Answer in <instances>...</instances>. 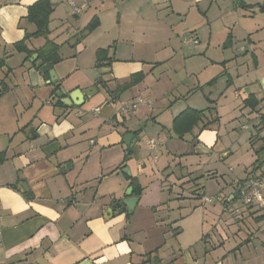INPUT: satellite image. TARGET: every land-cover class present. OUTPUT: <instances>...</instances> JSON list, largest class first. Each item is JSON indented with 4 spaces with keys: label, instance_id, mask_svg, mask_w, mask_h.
I'll use <instances>...</instances> for the list:
<instances>
[{
    "label": "crops",
    "instance_id": "1",
    "mask_svg": "<svg viewBox=\"0 0 264 264\" xmlns=\"http://www.w3.org/2000/svg\"><path fill=\"white\" fill-rule=\"evenodd\" d=\"M37 1L0 0V264H142L148 253L145 264H264V210L237 199L243 182L264 179L251 173L253 155L246 175L217 189H208L224 176L216 170L205 171L204 185L196 181L197 160L221 141L222 113L242 94L264 109V0H113L79 16L68 0H48V37L25 46L60 45L55 82L34 54L13 48L34 32L26 16ZM190 33L197 45L181 43ZM98 50L108 51V65L96 67ZM139 73V83L109 94ZM92 87L81 105L62 102ZM132 103L135 110L118 114ZM187 109H210L209 124L179 139L172 123ZM128 134L133 147L123 143ZM128 188L134 210L106 217Z\"/></svg>",
    "mask_w": 264,
    "mask_h": 264
},
{
    "label": "rangeland",
    "instance_id": "2",
    "mask_svg": "<svg viewBox=\"0 0 264 264\" xmlns=\"http://www.w3.org/2000/svg\"><path fill=\"white\" fill-rule=\"evenodd\" d=\"M245 97L246 96L242 94V98L235 100L234 110L232 113H222L224 120L227 118L229 119L228 121H224L222 118V121L216 125L215 130L216 133L221 136V139L219 138L221 141L218 142L212 149L213 153L211 155L203 156L197 160V162L203 164L201 166L202 173L196 174V177H198L196 181L199 185H204L206 183L204 179L206 170H216L218 173L224 174L222 178L219 175L217 177L219 186L212 182L208 183V189L210 191L214 188L217 189L218 187H221L223 178L228 181L243 177L246 175L244 169L245 166H248L250 163H252L254 159H259L261 161L264 158V151H260V149L264 146V125L259 124L261 122L260 113L264 114V109L259 113V111H253L248 107H245L243 105ZM244 126L247 128L243 129ZM141 129H144L142 124ZM144 133L146 137L149 136L148 132ZM249 138L254 140L252 144L249 141ZM146 139L147 138H145V140ZM145 140H141V146L147 142ZM211 146L212 145L210 144V147ZM254 152L256 156H254ZM251 155H253V160ZM188 161L189 159L186 160V162ZM180 170L181 168L177 167L175 172L179 173ZM213 202L216 203L219 202V200H215ZM186 235L187 233H185L183 236Z\"/></svg>",
    "mask_w": 264,
    "mask_h": 264
},
{
    "label": "trees",
    "instance_id": "3",
    "mask_svg": "<svg viewBox=\"0 0 264 264\" xmlns=\"http://www.w3.org/2000/svg\"><path fill=\"white\" fill-rule=\"evenodd\" d=\"M53 11V6L50 4L48 0H38L35 2L33 5H31L28 10H27V16L26 20L31 23L34 27L35 30L32 34H25L24 39L13 45V48L16 51L19 52H25L28 57H31L33 54L37 55V59L34 64L38 63L37 69H40L41 66L47 63H51L52 65H55L59 61H61V55H60V45L52 42V41H46V43L39 48L38 50L32 52L29 51L26 46H25V41L29 38H44L47 39L48 34H49V17ZM98 25L97 20L94 18L88 26H86L82 32V35L79 36V39H82L85 34L90 33L91 31L94 30V28ZM104 61H107L108 63H104ZM111 61V58L108 57V51L107 50H98L96 52V62L95 65L96 67H102L104 65H108ZM46 76L48 75L47 73L45 74ZM143 78V74L139 73L131 77L130 81L127 84H123L121 86H118L115 88L114 91H110L109 94L112 93H120L123 92L133 85L139 83ZM58 89V86H55L53 89V93ZM259 101H257L254 97L250 96L247 97L243 101V105L245 107H248L251 110L259 111L261 112L260 109H257L259 106ZM58 105H62L60 102H57ZM210 109L206 111H196L192 109H187L180 113L172 123V131L173 133L179 138L182 139L184 135L189 134L192 132V130L197 127L200 123L202 124L203 122V129L207 127L209 123H206L207 119V114ZM260 120L261 124H264V114H260ZM211 123V122H210ZM260 151H264V146L260 149ZM132 153V152H130ZM264 154V152H263ZM127 159V156L125 157ZM5 159V154L4 152L0 153V163L4 161ZM264 158L263 160L257 159L251 166V173L254 174L256 172H260L261 174L264 175ZM135 179L130 180V186L132 188H135ZM132 192H135L134 190ZM264 217V216H263ZM152 253L146 254V261H144L142 264L147 263L148 259H150V255ZM158 260V258L154 257L153 260ZM159 261V260H158Z\"/></svg>",
    "mask_w": 264,
    "mask_h": 264
},
{
    "label": "built area",
    "instance_id": "4",
    "mask_svg": "<svg viewBox=\"0 0 264 264\" xmlns=\"http://www.w3.org/2000/svg\"><path fill=\"white\" fill-rule=\"evenodd\" d=\"M113 0H68L67 5L70 9V14L72 16H79L83 13H86L92 8V6L97 2L100 4L110 2ZM181 43L183 45H197L199 43L198 38L195 34L190 33L186 34L181 38ZM137 104H125L119 109L120 115H125L133 110H135ZM99 111L98 108L94 109L93 114H97ZM247 127L244 126L243 129ZM147 147L149 150H153L155 147L154 140L150 139L147 142ZM237 199L244 207H257L260 210H264V179L258 176H253L243 182L238 187ZM207 202H213L219 200V198H206ZM1 206V204H0ZM229 214L232 220L237 221L241 218V213L239 209L229 210ZM264 228V227H263Z\"/></svg>",
    "mask_w": 264,
    "mask_h": 264
},
{
    "label": "water",
    "instance_id": "5",
    "mask_svg": "<svg viewBox=\"0 0 264 264\" xmlns=\"http://www.w3.org/2000/svg\"><path fill=\"white\" fill-rule=\"evenodd\" d=\"M33 59H37V55L34 54L32 56ZM53 65L51 63H47L44 64L43 66L40 67L39 72L40 74H48L50 77V81L51 82H55L57 80V77L52 69ZM96 92V89L94 87L90 88L88 91H75L73 92L74 94H70L68 96L67 99L62 100V102L64 103L66 100L68 101L69 105H75V106H79L81 105L84 100L89 96L90 93ZM81 99V102H78ZM123 143L126 146H131L133 147L136 143V140L133 138V136L131 134H128L126 136H124L123 138ZM124 173L128 174V170L124 169L123 170ZM18 188L20 190V192L24 195H29L28 192V188L27 185L25 183H19L18 184ZM132 193V189L128 188V190L126 191V196L127 198L121 200L119 203L113 205L112 207H110L109 209L106 210V217H110L112 215L113 212H115L116 214H123L124 212L130 214L133 210L134 207L137 203V198L131 196Z\"/></svg>",
    "mask_w": 264,
    "mask_h": 264
}]
</instances>
